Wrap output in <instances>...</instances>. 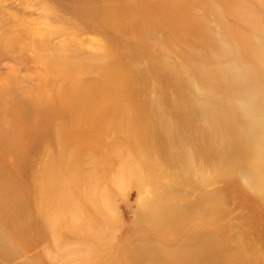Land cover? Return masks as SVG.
I'll return each mask as SVG.
<instances>
[{
    "label": "rangeland",
    "instance_id": "obj_1",
    "mask_svg": "<svg viewBox=\"0 0 264 264\" xmlns=\"http://www.w3.org/2000/svg\"><path fill=\"white\" fill-rule=\"evenodd\" d=\"M261 214L264 0H0V264H249Z\"/></svg>",
    "mask_w": 264,
    "mask_h": 264
},
{
    "label": "bare ground",
    "instance_id": "obj_2",
    "mask_svg": "<svg viewBox=\"0 0 264 264\" xmlns=\"http://www.w3.org/2000/svg\"><path fill=\"white\" fill-rule=\"evenodd\" d=\"M238 230L243 231L244 233H250V245L247 249H242L243 246L240 244L241 236L240 234L234 238V242L236 243V246L234 247V251L232 254L235 256H238V260L242 258V254L246 251L250 252L249 255V264H264V214L261 215H255V218L253 220V226L251 229L249 227L244 226L243 221H238ZM250 230V232H249ZM197 235H194L193 238H195ZM210 237V236H209ZM229 244V243H228ZM227 244V245H228ZM228 246L221 245V250L223 255H228L227 248ZM245 251V252H244ZM212 255V254H211ZM209 255V256H211ZM241 263V262H240Z\"/></svg>",
    "mask_w": 264,
    "mask_h": 264
}]
</instances>
